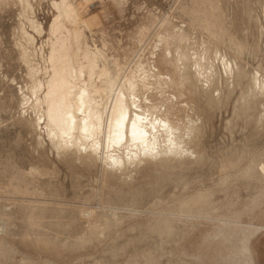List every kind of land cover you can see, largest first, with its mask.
Returning a JSON list of instances; mask_svg holds the SVG:
<instances>
[{
    "label": "rangeland",
    "instance_id": "374dc122",
    "mask_svg": "<svg viewBox=\"0 0 264 264\" xmlns=\"http://www.w3.org/2000/svg\"><path fill=\"white\" fill-rule=\"evenodd\" d=\"M61 1L0 0V264H264V0ZM63 55L99 108L136 100L155 156L106 142L109 106L96 155L55 145Z\"/></svg>",
    "mask_w": 264,
    "mask_h": 264
},
{
    "label": "bare ground",
    "instance_id": "6f19581e",
    "mask_svg": "<svg viewBox=\"0 0 264 264\" xmlns=\"http://www.w3.org/2000/svg\"><path fill=\"white\" fill-rule=\"evenodd\" d=\"M66 4L67 3L64 0H62L60 3L56 4V8L58 10L64 9L63 12L66 13L65 12ZM67 12L69 13L68 10ZM54 28L56 27L53 26L52 29ZM51 60L53 61V59ZM73 60L74 59L71 58L70 56H65V55H63V57H56L55 61L53 62L54 71L52 72V75L50 77L48 84L46 83L47 84L46 86L47 94L45 95L44 105L47 106V112L45 116L47 119V125L49 126L51 139L52 140L55 139L56 141L55 145H58L59 147H61V149L63 148L64 150H66L67 148L74 149L75 151H78L77 153H79V151L81 150L88 149L87 150L88 152H91L92 154L96 155L95 153H97L96 151L98 149L97 142L92 143L93 142L92 140H91L92 142L88 140L97 137V135L101 133V127L103 124L102 116L104 115V113L106 114L107 111L105 110L109 106L110 109L109 108L107 109L108 112L106 115L107 124L104 123L106 125L104 129L106 132V142L113 143V145L116 144V146H121L125 144L124 146H127V147L131 144L130 146L137 148L139 154L146 156V157L155 156L157 153L155 151V146H156L155 139L159 138L158 136L161 133H159L158 136L155 135L157 136V138H152L151 140L147 139L149 138L148 136L151 133H149V131H145V127H141L139 124L144 114L141 115L142 113L141 110H140L141 113L137 112L139 105H137L136 100L134 101V99L133 100L127 99V96H125L126 94L124 93V91H121L120 89V91L119 90L117 92L114 91L115 95L113 94L114 98H111L112 101L109 99L107 102L108 104L105 102L106 105L104 104L103 108H99L101 103L99 102L100 104H98L95 99L98 95L102 94L100 91L102 89H98V87H96L94 84L95 82L92 83L91 81L93 74H94L93 71L95 69L94 61L86 59L87 62L85 63H83V61L81 63L77 62L79 64L78 66L76 65L75 67ZM108 96H110V94ZM161 119L162 118H160V120ZM154 120L155 119H153V121ZM160 120L158 121L160 122ZM149 121L150 120H148V122ZM144 123L145 121L142 123L143 126H144ZM152 126L154 128L155 124H152L151 127ZM167 126L170 127V129H166V128L164 129H166V132L168 130V132L171 134V135L169 134L168 136L169 140L171 141L173 140L172 137H174L172 136L174 135L172 133L176 131L175 130L176 128H174L173 124L172 123L170 124L169 122L165 124V127ZM156 132H158V129ZM147 133H149L148 136H147ZM153 136L151 135V137ZM163 137H160V138L163 139ZM125 141L126 143H124ZM163 143L165 142L163 141ZM174 145L175 143L173 144L172 147H175ZM124 146H122L123 150H124ZM164 146L165 145L163 144V147ZM122 147L120 148L122 149ZM179 147L180 145H178V148ZM109 148H110V145H109ZM160 150H161V155H162L163 153L162 149ZM133 154L135 155V152ZM116 156L115 157L110 156L109 161L110 163L117 166L121 164L122 161L119 160L121 155L119 156V159Z\"/></svg>",
    "mask_w": 264,
    "mask_h": 264
}]
</instances>
